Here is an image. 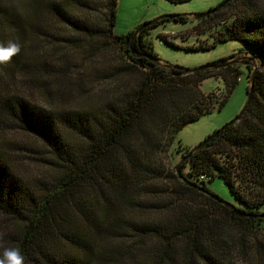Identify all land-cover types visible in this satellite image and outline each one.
I'll use <instances>...</instances> for the list:
<instances>
[{"label": "trees", "instance_id": "trees-1", "mask_svg": "<svg viewBox=\"0 0 264 264\" xmlns=\"http://www.w3.org/2000/svg\"><path fill=\"white\" fill-rule=\"evenodd\" d=\"M117 1L0 0V46L20 45L0 63V258L16 247L24 264L264 259V10L230 0L207 17L232 13L217 39L242 42L254 73L241 118L194 150L175 147L180 130L212 111L208 100L225 105L237 65H160L149 30L185 18L115 35ZM217 76L220 99L200 90ZM27 161L45 176L24 180ZM215 178L242 208L214 198Z\"/></svg>", "mask_w": 264, "mask_h": 264}, {"label": "rangeland", "instance_id": "rangeland-1", "mask_svg": "<svg viewBox=\"0 0 264 264\" xmlns=\"http://www.w3.org/2000/svg\"><path fill=\"white\" fill-rule=\"evenodd\" d=\"M224 0H189L180 3H172L168 0H118L115 35H127L135 31L145 23L163 16L182 15L183 23L167 21L149 30L148 38L153 50L159 59L160 65L167 67H182L194 69L202 66L216 64L234 54L230 60H237L240 81L237 82L227 102L221 109H217L213 100H208L211 112L202 115L197 121L183 127L175 141V147L182 145L183 148L193 149L206 137L213 134L228 122L234 120L243 109L247 100V89L250 86L247 65L250 66L248 55L239 52L245 48L244 44L237 40L219 41L217 36L223 32L224 26L231 21V12L222 11L210 18L196 19L195 16L216 8ZM256 5L264 10V0H254ZM229 61V60H228ZM246 65V66H245ZM238 80V79H237ZM106 90H111L112 82L102 84ZM200 90L204 94H214L220 99L225 94V87L219 76L210 78L200 84ZM39 101L38 97L32 98ZM210 103V105H209ZM73 104V103H72ZM73 106V105H72ZM216 108V109H215ZM11 135H15L14 133ZM14 138L9 136L7 139ZM167 156V155H166ZM165 164L168 157L163 155ZM35 162L27 161L22 175L24 180L45 176H39L41 170ZM177 166V164L175 163ZM209 190L222 201L234 207L242 208V204L236 200L228 186L220 178H215L207 184ZM264 211V204L262 206ZM1 226L5 227L2 218ZM260 238L264 239V231ZM233 264H264V259L242 257L234 255Z\"/></svg>", "mask_w": 264, "mask_h": 264}, {"label": "water", "instance_id": "water-1", "mask_svg": "<svg viewBox=\"0 0 264 264\" xmlns=\"http://www.w3.org/2000/svg\"><path fill=\"white\" fill-rule=\"evenodd\" d=\"M230 0H224L221 4H219L216 8L208 11V12H205V13H201V14H198L195 16L196 19H203V18H206L208 16H210L211 14L215 13L217 10H219L220 8H222L223 6H225L227 3H229ZM164 18H168V16H163V17H160V18H157L155 20H152L150 22H147L145 23L143 26H140L139 28H137L132 36V39H134L143 29H145L146 27L152 25L154 22L158 21V20H161V19H164ZM238 63L237 60H229V61H226V62H222V63H216V64H212V65H207V66H202V67H198V68H194V69H186V68H182V67H174L175 69H179L181 71H184V72H189V73H192V72H195V71H200V70H205V69H219V68H223V67H226V66H229V65H232V64H236ZM256 67V66H255ZM253 73L252 72V75L250 77V84L252 83V76H253ZM251 87L247 93V100L245 102V105L243 107V109L241 110L240 114L232 121L228 122L227 124H225L224 126H222L220 129H218L217 131H215L213 134L209 135L208 137H206L202 142H200L195 148L194 150H197V149H200L202 148L203 146H205L209 141H211L213 138H215L217 135H219L220 133L223 132V130H225L227 127H229L230 125H232L234 122L238 121L241 116L243 115V113L245 112V109L249 103V100H250V94H251ZM179 165H177L176 169L178 170L179 169ZM216 200H219V202L225 206H229L228 203L222 201L220 198L218 197H214Z\"/></svg>", "mask_w": 264, "mask_h": 264}, {"label": "clouds", "instance_id": "clouds-1", "mask_svg": "<svg viewBox=\"0 0 264 264\" xmlns=\"http://www.w3.org/2000/svg\"><path fill=\"white\" fill-rule=\"evenodd\" d=\"M19 51L20 45L15 42H9L7 46H0V63L8 62ZM0 264H24V256L16 247L6 248L3 257L0 258Z\"/></svg>", "mask_w": 264, "mask_h": 264}, {"label": "built area", "instance_id": "built-area-1", "mask_svg": "<svg viewBox=\"0 0 264 264\" xmlns=\"http://www.w3.org/2000/svg\"><path fill=\"white\" fill-rule=\"evenodd\" d=\"M240 79H238V81H239Z\"/></svg>", "mask_w": 264, "mask_h": 264}]
</instances>
